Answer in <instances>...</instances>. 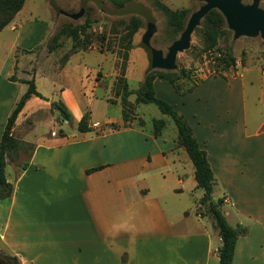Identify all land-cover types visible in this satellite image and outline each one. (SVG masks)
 <instances>
[{
  "label": "crops",
  "instance_id": "obj_1",
  "mask_svg": "<svg viewBox=\"0 0 264 264\" xmlns=\"http://www.w3.org/2000/svg\"><path fill=\"white\" fill-rule=\"evenodd\" d=\"M23 11L24 7L0 33V38L12 39L9 68L0 73V103L7 105L0 140L8 117L28 90L22 81L32 80L27 73L17 74L28 70L21 61L30 55L19 51L42 46L47 35L43 24L24 22ZM133 45L127 60L121 48L110 53L91 49L73 53L71 61L56 66L64 79L76 56L94 51L102 57L98 69L84 66L78 87L63 81L53 89L56 102L72 113V121L79 124L90 114L91 131L69 135L61 130V135L40 134L22 141L32 143V149L20 162L14 181H9L12 195L0 200L1 209H6L0 221V251L18 257L21 264H220L222 239L215 219L199 203L204 191L197 187L195 167L179 144L178 130H168V122L160 118L166 125L156 135L158 119L147 129L150 116L140 115V105L150 104H137L134 92L146 78L150 59L136 37ZM108 62L111 69L103 72ZM125 62L134 108L127 127L123 114L117 118L109 114L112 104H121L113 94ZM248 66H237V76L202 80L188 94L177 93L161 78L154 87L159 98L187 119L206 151L216 179L213 195L225 197L221 211L228 223L247 229L238 238L233 264H264V117L249 114L246 93L261 90L259 100L264 104V79L245 81ZM13 75L17 81L10 80ZM133 80L137 89L131 88ZM44 97L27 102L14 134L22 118L34 116L42 101H48ZM94 168L99 169L87 173Z\"/></svg>",
  "mask_w": 264,
  "mask_h": 264
},
{
  "label": "rangeland",
  "instance_id": "obj_2",
  "mask_svg": "<svg viewBox=\"0 0 264 264\" xmlns=\"http://www.w3.org/2000/svg\"><path fill=\"white\" fill-rule=\"evenodd\" d=\"M156 1H161L173 10H187L188 15L185 28L180 30L170 26L167 16L157 6ZM242 2L245 5H251L253 0H242ZM204 4L205 3L200 0H134L130 6L140 8V12H143V15L139 13L120 15L116 13L117 9L110 2L102 4L99 0H26L24 11L22 15H20V18L24 22L27 21L29 23L37 21L39 24H43V28H45L44 33L47 35L42 46L35 48L28 58L22 59L21 67L23 69L28 67V70L23 71L24 75L20 71H18L17 74L25 77V73H27L30 75L29 78L33 79V75L37 71L36 68L38 66L36 84L38 90L44 96L48 97V101H42L38 112L34 116L21 119L16 128L15 137L20 141H25L24 139H31L40 136V134H47V136H55L56 134L61 135V130H64L69 135L78 131V123L76 119L70 123H64L60 112L52 108L51 100L49 98H53L54 95L57 94V89L55 92L53 90L54 86L60 85L63 81L73 88L78 87V75L80 72H82L85 67L90 70L98 69L99 65L102 63V57L99 53L94 51L85 53L82 56H76L73 59L71 66L67 67V73L65 74L64 79L61 78L62 74L60 75L55 71V68L56 66L65 63V61H71L73 58L74 54H71L72 39L67 36H61L58 40L59 46L55 50L51 51L49 47L51 46L54 36L65 25H69L75 30L81 32V34H83L82 38H85L86 35H91L93 38L91 49H96L99 52L102 49L103 52L110 53L117 52L118 49L127 47L129 29L140 20L138 23L141 22V27L133 36V42L136 37V40H139V45L141 46L142 43L147 40L151 47L160 51L163 57L166 58L169 54L170 46L178 40L185 31L191 15L199 10ZM259 7L264 10V0H260ZM216 11L220 12L219 10ZM147 16H150V19H148L150 20L151 25L154 26V33H152L151 36L149 33L151 26L149 25ZM206 16L195 29L191 37L189 48L177 54V68L174 70H167L163 67H157L153 71H171L178 77L182 70H190L191 80L186 78L178 80L182 89L190 88L193 87L194 82L196 81L220 75H229V72L224 70L223 58L226 50L232 48L234 56L237 59V66L241 67L249 64L247 70H244L245 81H248L250 78L255 82L264 79L262 71H260L261 69L257 70L260 68V65L264 69V40L261 34L259 33L254 37L243 36L235 39L234 32L230 30L226 18L224 17L226 28L229 30V33L219 39L213 52L208 53L204 51V38L202 33ZM148 35L149 37L146 38ZM11 42L12 39L7 35H3V37L0 38V73L6 72L9 68ZM89 50L81 51L80 53L82 54ZM19 52V55L26 54L24 51ZM254 63H259L260 65ZM109 67L111 69V64L109 62L105 63L103 72L108 71ZM237 70L238 68L236 67L231 74L237 76ZM101 76L102 75L99 74V79H101ZM107 82L109 83V80H107ZM131 88L137 89L138 83L133 80L131 82ZM246 93L248 94L247 102L249 105L247 110L249 114L258 118L264 117V104L259 100L262 96L261 90L248 89L246 90ZM113 96L116 98V95L113 94ZM53 100L58 101L55 97ZM4 105L7 106L6 103H0V133L4 125L6 109ZM32 107L34 110L37 109V104H33ZM145 108H150L151 111L148 110L145 112ZM102 110V108L99 109L100 114L102 113ZM122 110V104H112L109 107V114L111 117L117 118L122 115ZM139 112L140 115L143 113L146 116H150L146 127L147 129L153 128L154 119L163 118L169 124L168 130H171L172 127L177 131L174 121L170 117L162 115L156 105H140ZM32 146V143H23L21 150L24 152V155L19 156L15 162L9 161L10 164H8L6 168L8 181H14L20 162L27 159ZM220 198L225 199L223 194L213 195L215 202ZM206 208L208 212V207ZM5 216V207H2V209L0 207V221L5 219ZM3 253L7 254L5 252ZM1 262L3 263L2 253H0V264ZM4 262H6L5 259Z\"/></svg>",
  "mask_w": 264,
  "mask_h": 264
},
{
  "label": "trees",
  "instance_id": "obj_3",
  "mask_svg": "<svg viewBox=\"0 0 264 264\" xmlns=\"http://www.w3.org/2000/svg\"><path fill=\"white\" fill-rule=\"evenodd\" d=\"M133 1L134 0H99V2H101L102 4L105 2H110L117 9V14L125 15L129 13H139L143 15V12H140V8L130 6ZM25 3L26 0H0V33L15 19L16 15L25 6ZM156 3L157 6L167 16L170 26L178 28L180 30H183L185 28L188 15L187 10H173L161 1H156ZM148 18L150 19V16H147V19ZM149 19L148 22L151 26L149 33L151 36L152 33H154V26L151 25ZM139 21L140 20H138L129 29L127 36V47L121 48L125 50L126 60L128 59V52L132 48H134L132 38L141 27V22L138 23ZM202 33L204 38V51L208 53L213 52L218 44L219 39L225 35H228L229 33V30L226 28L224 16L216 10H212L204 20ZM82 35L83 34H81V32L75 30L73 27L65 25L54 36L49 49L53 51L59 46L58 40L61 38V36H67L72 39L71 54L91 49L93 44L92 36L86 35L85 38H82ZM148 37L149 35L146 36V38ZM149 46L150 44L147 40L141 45V47L146 50ZM32 52L33 51H24V53L27 54H30ZM101 52H103L102 49ZM223 61L224 70L228 71L229 74H231V72H233L237 67V59L234 56V51L232 48L226 50ZM125 72L126 62L124 64L121 76L114 84L115 95L116 97L121 98V104L123 107V127H127L128 124L134 119V108L133 105L129 102V96L133 94V92L129 89L127 78L125 77ZM220 76L224 77L225 75ZM157 78H161L169 82L174 87L175 91L179 94H188L192 92L194 88L202 82V80L194 82L193 87L182 89V86L179 85L178 80L181 78L191 80L190 70H182L178 77L171 71L155 72L151 70L147 72L146 78L141 84L140 89L134 92V94H136L137 96V104H154L158 107L162 114L168 115L174 121L179 134V144L186 149L195 167V179L197 181V187L203 189L204 191V196L199 203L201 206L208 207V212L215 219V226L219 230V234L222 239V245L219 248L218 252L220 264H233L238 238L245 232H247V229L243 227L234 228L228 223L226 217L221 211V207L225 201L224 198L218 199L217 202L214 201L213 191L214 186L216 185V179L209 163L207 153L205 150H202L200 148L199 143L194 135V131L188 123L187 119L181 113H179L173 105L156 95L154 81ZM10 80L17 81V78L15 75H13ZM22 82L28 85V90L17 102L15 108L8 117L0 141V200L9 198L13 193V185L7 179L6 168L9 161H16L22 149L23 142L18 140L14 134L17 119L27 102L32 97H38L42 100H46V98L37 90L34 79L23 80ZM51 106L52 108L60 112V115L64 121H72V114L63 103L55 101L51 104ZM89 119L90 114L87 113L79 122L78 130L80 132L91 131V128L89 126ZM165 125V120H155V134L159 135ZM112 127L114 129L120 128V126L116 125H113ZM27 167V163L23 165V169H27ZM98 169L99 168L87 170V173H92ZM0 253L3 254V263L1 262V264H21L18 257L4 254L1 251ZM4 259L6 260V262H4Z\"/></svg>",
  "mask_w": 264,
  "mask_h": 264
},
{
  "label": "water",
  "instance_id": "obj_4",
  "mask_svg": "<svg viewBox=\"0 0 264 264\" xmlns=\"http://www.w3.org/2000/svg\"><path fill=\"white\" fill-rule=\"evenodd\" d=\"M205 4L197 10L188 20L187 26L181 37L169 48L166 58L153 47L147 48L150 59L148 71L157 67L174 70L177 54L189 48L191 37L201 20L212 10H219L228 23L230 30L234 32V38L243 36L254 37L261 34L264 40V10L259 7L260 0H253L251 5L243 4L242 0H200Z\"/></svg>",
  "mask_w": 264,
  "mask_h": 264
}]
</instances>
